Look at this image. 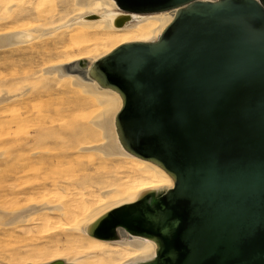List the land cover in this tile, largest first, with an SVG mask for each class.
<instances>
[{
	"label": "water",
	"instance_id": "95a60500",
	"mask_svg": "<svg viewBox=\"0 0 264 264\" xmlns=\"http://www.w3.org/2000/svg\"><path fill=\"white\" fill-rule=\"evenodd\" d=\"M116 2L118 24H166L89 74L107 87L119 144L172 183L90 232L147 237L126 264H264V0Z\"/></svg>",
	"mask_w": 264,
	"mask_h": 264
},
{
	"label": "bare ground",
	"instance_id": "6f19581e",
	"mask_svg": "<svg viewBox=\"0 0 264 264\" xmlns=\"http://www.w3.org/2000/svg\"><path fill=\"white\" fill-rule=\"evenodd\" d=\"M122 14L116 0H0V264H126L147 240L90 232L172 183L119 144L107 87L89 74L166 24ZM17 114L29 128L6 137Z\"/></svg>",
	"mask_w": 264,
	"mask_h": 264
},
{
	"label": "rangeland",
	"instance_id": "374dc122",
	"mask_svg": "<svg viewBox=\"0 0 264 264\" xmlns=\"http://www.w3.org/2000/svg\"><path fill=\"white\" fill-rule=\"evenodd\" d=\"M83 68L82 67V64H80L78 62V65H77V69H81ZM85 70V69H84ZM84 70H81L82 72ZM18 114H20L21 112L18 111L17 112ZM17 114V116L14 118V119H11V120H7V122L5 121V123H13V126H8L7 125V129L5 131V136H12V135H25L26 133V129L29 128V126L27 125H24V124H21V123H24L26 122V120H22V118L19 117V115ZM4 132L0 133L3 134ZM1 138V137H0ZM4 159L0 158V167L4 166Z\"/></svg>",
	"mask_w": 264,
	"mask_h": 264
}]
</instances>
